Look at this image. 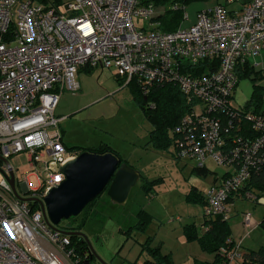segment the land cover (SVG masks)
<instances>
[{"label":"built area","instance_id":"obj_1","mask_svg":"<svg viewBox=\"0 0 264 264\" xmlns=\"http://www.w3.org/2000/svg\"><path fill=\"white\" fill-rule=\"evenodd\" d=\"M233 1L198 10L190 24L184 11L177 29L161 31L133 23L153 19L146 0H0V264H81L70 236L50 226L40 205L56 184L34 188L24 176L20 186L31 200H20L2 161L26 152L30 167L59 173L74 158L54 111L61 92L77 94L81 67L112 69L143 94L173 84L192 103L172 129L174 156L224 168L204 193V217L228 220L236 197L264 206V109L232 103L237 70L257 68L254 58L264 53V0H248L240 13L226 8ZM242 225L246 237L258 223L244 212ZM227 241L221 264L242 260V238Z\"/></svg>","mask_w":264,"mask_h":264},{"label":"rangeland","instance_id":"obj_2","mask_svg":"<svg viewBox=\"0 0 264 264\" xmlns=\"http://www.w3.org/2000/svg\"><path fill=\"white\" fill-rule=\"evenodd\" d=\"M222 1L225 2V0ZM219 2L221 3V0ZM205 3L204 0L194 1L185 6L184 11L190 15L197 9L205 7ZM188 21L189 17L184 24H187ZM133 23L138 28L145 27L147 20L133 17ZM255 59L259 60L260 58L258 56ZM257 69H264V61ZM102 70L101 72L100 68L95 69L91 73L93 76L88 83V89H82L85 92L90 90L91 93L79 96L82 93L81 89L78 90L76 96H73L68 90L60 93V100L68 99L72 102V107H75L71 110L73 113L70 112L71 114L59 123L64 134L72 143L64 142V144L67 147L79 145L86 148L100 145L110 146L111 149L118 152L119 158L123 162L127 161L132 168L151 181L147 183L151 193L148 194L142 187L145 183L143 179H140L132 188L130 199L123 205L109 203L106 194L102 193L92 206L90 214L88 213L90 217L81 227V232L90 244L95 262L147 264L145 261L151 260L152 257L145 251L141 252V243L148 235L156 237L157 234L164 233L165 228L173 225L167 223L168 221L181 224L196 221L197 225H201L204 216L203 204L187 203L184 195L192 186L205 193L210 187L213 173L221 175L224 168L208 162V167L213 173L201 175L195 171L193 161L178 160L174 157L172 145H169L167 149L159 150L154 149L151 144L149 145L147 142L151 125L142 108L132 99L129 86L123 80L121 83L116 80L112 69L104 68ZM80 73L88 75L85 72ZM261 84L264 85V81ZM252 89V80L248 77L240 78L232 92L233 105L246 106L250 100ZM260 109H264V92ZM54 114L58 115L56 110ZM8 162L14 169L15 188L23 197L29 195L20 186L19 181L24 176H27L29 184L34 188L40 187L45 181L58 184L63 178L61 172L44 173L42 166L37 169L30 167L26 152L11 155ZM42 190H44V186L40 189V191ZM229 206L231 217L228 222L234 232L243 231L237 226V222L242 221V213L249 212L254 219L259 218L256 220L258 229L254 233H252L254 230L252 229L250 238H246L245 242L248 243L255 237L264 239V226L261 224V221L264 220V206L243 197H236ZM140 209L150 212L154 217L143 234L138 233L135 229L129 230V227L137 222L136 213ZM82 216L83 214L79 216V219ZM70 224H75L72 218L62 219L58 226L63 228ZM160 226L164 228L161 231L159 230ZM164 238L167 246L176 248L174 233L166 234ZM158 239L156 238L152 246L158 243ZM182 264H191V262L183 261Z\"/></svg>","mask_w":264,"mask_h":264},{"label":"trees","instance_id":"obj_3","mask_svg":"<svg viewBox=\"0 0 264 264\" xmlns=\"http://www.w3.org/2000/svg\"><path fill=\"white\" fill-rule=\"evenodd\" d=\"M42 2L53 1L60 2L61 0H41ZM154 3L156 8V13L154 18L160 19L159 28L161 31H173L183 20L184 8L188 4L199 1V0H148ZM158 5H163L166 8L163 12H157ZM176 5V8L173 6ZM216 65V64H215ZM213 69V68H212ZM238 75L240 78L248 77L252 80L253 89L249 102L247 103L248 108H253L254 112L260 110L262 105V95L264 92V85L261 84L264 81V71L262 69L255 68L252 64L247 63L240 67L238 70ZM122 80V79H120ZM130 88L132 94V99L142 108V111L146 119L150 122L152 130L149 132V143L155 149H167L169 145L173 144V134L172 129L178 123L181 116L191 109V104L186 97L180 92L177 86L173 84H161L154 85L149 88L147 94H143L140 86L132 80L127 84ZM153 105V106H151ZM77 151V153L83 151V148H72L68 151ZM90 152H96L99 154L106 152H113L117 156L118 154L108 146H101L98 148L86 149ZM119 157V156H118ZM122 161V160H121ZM195 171L201 175H206L205 168H196ZM261 174L255 175L254 180L260 181ZM145 183L142 187L145 191L149 192L150 188L147 183L151 181L141 177ZM97 198V197H96ZM95 198V199H96ZM95 199L90 202L83 211L76 217H72L73 223L76 224V228L83 226L87 220V214L92 209ZM186 201L189 203H199L204 204L205 198L204 194L197 191L196 189H191L186 197ZM83 216L79 219V216ZM137 222L129 227V230L135 229L138 233H145L149 224L152 221V216L145 211L140 209L136 213ZM207 227V230L199 235L195 224H186L184 226V235L188 241L197 240L201 246V249L207 252H217L219 249L228 248L231 243L227 241L231 235V229L228 220H223L219 216L215 217H204L202 223ZM264 226V220L261 221ZM128 230V231H129ZM72 245L75 248L77 256L80 258L81 264L93 263V257L88 253V248L86 243L81 237L70 236ZM152 236L148 235L144 242L141 243V252L148 253L152 259L147 260V264H172L169 255H163L159 251V247H152L151 244ZM242 261L245 264H264V246L259 247L257 250L242 252ZM220 258H217L218 262ZM206 264V263H197Z\"/></svg>","mask_w":264,"mask_h":264},{"label":"water","instance_id":"obj_4","mask_svg":"<svg viewBox=\"0 0 264 264\" xmlns=\"http://www.w3.org/2000/svg\"><path fill=\"white\" fill-rule=\"evenodd\" d=\"M9 169L8 182L18 199L28 201L30 198L20 196L15 188L11 164L2 159ZM2 172V170L0 169ZM62 180L49 188L40 202L41 208L49 219L50 226L57 227L62 219L78 216L83 209L104 191L110 201L123 205L132 188L141 179L139 171L113 152L96 153L81 151L74 158L60 167ZM68 236H78L86 243L88 253L93 257L90 244L81 231L59 230ZM100 264H105L100 261Z\"/></svg>","mask_w":264,"mask_h":264},{"label":"crops","instance_id":"obj_5","mask_svg":"<svg viewBox=\"0 0 264 264\" xmlns=\"http://www.w3.org/2000/svg\"><path fill=\"white\" fill-rule=\"evenodd\" d=\"M146 1H148V0H146ZM248 0H234L232 3H230V4H227L226 5V8L228 9V10H230L231 12H237V13H240L241 11H242V9L245 7V5H246V2H247ZM206 2V3H205ZM204 3H205V7H212V6H214V5H216V4H224L225 2H223L222 0H221V3L219 2V0H204ZM157 7V12H163V10L166 8L165 6H163V5H158V6H156ZM202 8H204V7H202ZM202 8H199V9H197L194 13H192V14H190L189 15V13L187 14L188 15V17H189V21H188V23L190 24L193 20H194V18H195V15H196V13L198 12V10H200V9H202ZM191 16V17H190ZM154 22L156 25L155 26H150V22ZM183 21L184 20H182V22L179 24V26L183 23ZM159 25H160V19H157V18H154L153 17V19L152 20H150V21H147V24H146V26L145 27H140V28H144V29H146V30H149V29H152V28H155V29H159L160 30V28H159ZM178 26V27H179ZM177 27V28H178ZM176 28V29H177ZM174 31V30H173ZM258 57V56H257ZM257 57H255V58H257ZM254 58V60L256 61V62H259V60H261V62L262 61H264V53L262 54V56L260 55L259 56V60H256ZM261 62H259V63H261ZM98 68H100V71L102 72L103 70L102 69H104L105 67H102V66H96V67H93V68H91V67H81V68H79V70H78V73H77V80H78V82H79V85H80V89H81V91H82V89L83 88H87L88 89V83H90V79H92L91 77L93 76V75H91V73L95 70V69H98ZM107 69H109V68H107ZM111 70V69H110ZM114 71V70H113ZM80 72H85V73H88V75L87 74H81ZM114 76L116 77V80H118L120 83H121V80H120V78L118 77V76H116V74H115V71H114ZM79 89V90H80ZM88 92L89 93H91V91L90 90H88ZM88 92H85V91H82V93L79 95V96H83L84 94H88ZM73 96H76L77 94H72ZM99 98V97H98ZM97 98V99H98ZM96 100V99H95ZM92 102V101H91ZM88 103H90V102H88ZM87 104V103H86ZM83 106H85V105H83ZM75 107H72V102L70 101V100H68V99H61L60 100V98H59V101H58V103H57V106H56V108H55V110L57 111V114L58 115H55L58 119H59V123H60V121L62 120V119H64L65 117H67L69 114H71V113H73V111L71 112V110H73ZM77 108V107H76ZM71 112V113H70ZM150 123V122H149ZM151 125V124H150ZM59 129H60V132H61V137H62V143H63V145L65 146V148L68 150H70V149H72V148H76V147H79V148H83V151H88V150H86V149H92V148H98V147H101V146H108V145H100V146H98V147H89V148H86V147H81V146H79V145H74V146H68L67 147V145H65L64 144V142H67V144H72L71 142H70V139H68L67 137H66V135L64 134V132H63V129L59 126ZM152 130V126H151V129H150V131ZM149 131V132H150ZM172 131V130H171ZM149 145H150V143H149V133H148V142H147ZM172 146H173V144H171ZM108 147H110V146H108ZM174 147V146H173ZM111 148V147H110ZM155 149V148H154ZM79 150H77V151H69V152H71L74 156H76L78 153ZM115 151V150H114ZM175 151V150H174ZM90 152V151H89ZM117 154H118V152L117 151H115ZM174 155V154H173ZM119 156V155H118ZM175 157V156H174ZM122 162H123V160H122ZM126 163H127V161H125ZM214 163V162H212L211 160H208L206 163H205V169H206V174L207 173H209V172H212L210 169H209V167H208V164L207 163ZM194 169H195V167H194ZM213 173V172H212ZM214 175H213V178H212V180H211V183H210V186L214 183V182H216L219 178H221V175H217V174H215V173H213ZM141 177H143L142 175H141ZM143 178H145V177H143ZM146 179V178H145ZM196 189L197 191H199V192H201V193H203L201 190H199L197 187H195V186H192L191 188H190V190L191 189ZM189 190V191H190ZM188 191V192H189ZM147 192V191H146ZM103 193H105V191L103 192ZM131 193V192H130ZM148 194L149 193H151V190L149 191V192H147ZM204 194V193H203ZM187 195V194H186ZM186 195H184V199H185V197H186ZM107 198H108V196H107ZM130 199V195H129V197H128V199H127V201ZM108 200L110 201V199L108 198ZM126 201V202H127ZM185 201H186V199H185ZM187 202V201H186ZM109 203H111V204H114V203H112L111 201L109 202ZM187 203H189V202H187ZM203 206H204V204H203ZM92 209H93V207H92ZM92 210H90V212H91ZM90 212H89V214H90ZM151 216H152V221H153V215L150 213V212H148ZM264 213V212H263ZM89 214L87 215V220L89 219ZM261 216H262V214H261ZM231 217V216H230ZM178 218V217H177ZM259 218H257V219H255V220H258ZM87 220H86V222H87ZM169 220V219H168ZM203 221H204V216H203ZM203 221L201 222V225H197V223H196V221H192V222H189V223H184V224H181L180 222H173V221H168L167 223H171V224H173V225H170V227L169 228H165L166 230H165V232L164 233H162V234H157L156 235V237H152V238H154L153 239V241H152V243L154 244V241L156 240V238L158 239L157 241H158V243L157 244H155L154 246H152V243L150 244L152 247H159V251L161 252V254H163V255H169L170 256V259H171V261H172V264H182V262L183 261H189V262H191V264H197V263H206V264H221V262H222V259H221V256H220V252H221V249H219L217 252H207V251H204L203 249H201V246H200V244H199V242L197 241V240H190V241H188L187 239H186V237H185V235H184V226L186 225V224H191V223H193V224H195V226H196V229H197V232H198V234L199 235H202L203 234V232L204 231H206L207 230V227L206 226H204L202 223H203ZM86 222H85V224H86ZM229 223V222H228ZM84 224V225H85ZM199 224H200V222H199ZM83 225V226H84ZM83 226H81V227H83ZM229 226H230V229H231V235H230V238L232 239V240H239V239H241L242 238V244H241V246H242V252H249V251H253V250H257L259 247H261V246H264V244H263V242H264V239H262V238H254L253 240L251 239L248 243H246L245 241V239L246 238H248L249 237V235H250V233L248 234V236H246V237H243V235H244V229H243V225H242V221L240 220V222L238 221L237 222V226L238 227H240V228H242V232L240 231V232H238V233H236V232H234V230H233V228L231 227V225H230V223H229ZM81 227L80 228H78L80 231H81ZM164 228L163 227H159V230L161 231V230H163ZM258 229V227H256V228H254V230L252 231V233H254L256 230ZM171 233H174V238L176 239V244H177V246H176V248H173V247H170V246H167L166 245V239L164 238V235H168V234H171ZM250 238V237H249ZM245 246V247H244ZM246 246H248V247H246ZM220 258V261H218V262H216L217 261V258ZM148 260V259H147ZM146 260V261H147ZM243 260V259H242ZM242 260H236V261H234L232 264H245ZM146 261H145V263H146ZM93 263H95V264H100V263H98L97 261L95 262L94 261V259H93ZM159 264H165V263H159Z\"/></svg>","mask_w":264,"mask_h":264},{"label":"flooded vegetation","instance_id":"obj_6","mask_svg":"<svg viewBox=\"0 0 264 264\" xmlns=\"http://www.w3.org/2000/svg\"><path fill=\"white\" fill-rule=\"evenodd\" d=\"M102 195V194H101ZM100 196V195H99ZM98 196V197H99ZM97 197V198H98ZM97 198L95 199V201H94V204L97 202L96 200H97ZM59 227V226H58ZM61 230H68V231H80L78 228H76V224H70L68 227H63V228H61V227H59Z\"/></svg>","mask_w":264,"mask_h":264}]
</instances>
